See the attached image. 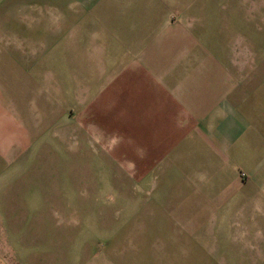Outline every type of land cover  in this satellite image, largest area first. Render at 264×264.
I'll return each instance as SVG.
<instances>
[{
  "label": "crops",
  "instance_id": "crops-1",
  "mask_svg": "<svg viewBox=\"0 0 264 264\" xmlns=\"http://www.w3.org/2000/svg\"><path fill=\"white\" fill-rule=\"evenodd\" d=\"M134 2L122 0L118 6L82 8L80 12L96 13L103 22L112 19L122 31L130 30L133 24H140V30H152L145 26L147 16L152 14L150 7L162 9L160 14L175 15L177 29L194 32L192 49L188 41L179 56V62L193 64L191 70L176 74L167 69L154 71L145 54L126 57L129 63L123 69L118 58L106 59L103 54L70 55L65 78L55 67V78L61 84L58 80L53 84L48 75L44 79L48 89H43L41 63L48 64V72L51 64L38 51L25 48L26 44L35 46V41L38 44L37 39L23 38L14 43L0 35L2 258L15 251L8 248L6 231L14 239L35 238L34 230L19 234L17 224L39 222V212L34 208H39L42 201L56 205V190H51V185L48 191L44 189L40 171L23 163L36 156L29 150L31 145L50 142L51 138L66 146L88 142L74 133V129H80V134H89L88 123L77 118L81 115L82 119L101 120L105 105L114 112L118 133L121 119L129 122L132 174L149 173L170 150L185 146L195 157L222 159L228 167H243L244 182L196 186L197 195L206 194L207 199L199 198L197 203L202 209L194 214V222L202 225L200 232H194L203 240V249L219 248L223 241L235 239L230 242L240 244L244 255L264 253V0H144L140 6ZM26 9L34 14L33 9L20 7L14 12L26 13ZM9 10L1 2L0 14L6 15ZM234 16L237 22H233ZM211 31L228 34L205 41L201 32ZM9 45L21 54H8ZM73 64L78 65L71 67ZM170 78L177 81L170 82ZM61 85L66 110L58 114L57 87ZM47 105L48 111L43 113ZM117 110L125 113L116 115ZM111 156L120 158L115 145ZM54 171L45 169L48 175ZM65 174H69L66 169ZM9 207L22 208L13 210L20 218L12 219ZM9 223H13L12 229ZM229 231L236 237L229 238ZM253 261L248 264H264V258L254 257ZM4 262L2 259L0 264Z\"/></svg>",
  "mask_w": 264,
  "mask_h": 264
},
{
  "label": "rangeland",
  "instance_id": "rangeland-1",
  "mask_svg": "<svg viewBox=\"0 0 264 264\" xmlns=\"http://www.w3.org/2000/svg\"><path fill=\"white\" fill-rule=\"evenodd\" d=\"M143 1L136 0L134 4L140 6ZM1 2L10 9L6 15L0 14L1 37L14 43L22 42L23 38L37 39L38 44L35 41V46L26 44L25 48L38 51L37 54L51 64L52 71L48 72V64L41 63L43 89H48L44 83L48 75L53 84L59 81L55 78V67L65 78L70 55L103 54L106 59L118 58L121 69L129 63L126 57L144 54L151 59L154 71L167 69L176 74L193 67L192 63L179 62V56L187 48L183 44L188 41L192 49L196 41L194 32L177 29L175 15L160 14L162 9L150 7L152 14L147 16L149 22L145 26L152 30H140V24H133L130 30L122 31L112 19L103 22L96 13L83 15L80 12L82 8L118 6L122 0ZM15 7L33 9L34 14L28 9L26 13L14 12ZM168 22L173 24L168 25ZM233 22H237V16ZM201 33L205 41L228 34L224 31ZM98 39L101 41L95 42ZM8 50L13 56L21 54L10 45ZM173 76L176 75L170 77ZM176 81L170 78V82ZM64 93V86H58V114L66 110ZM106 107L110 106L105 105L101 120L82 119L81 115L77 118L78 122L88 123L89 134H80V129H74V133L83 140L87 138L88 142L66 146L51 138L50 142L40 141L29 148L36 156L23 163L40 171L44 189L51 185V190H56V205L42 201L39 208H34L39 212V222L17 224L19 234L34 230L35 238L14 239L9 231L4 233L8 248L15 251L9 252L8 257L0 256V262L5 261L2 264H248L254 262V257L264 258V253L244 255L240 252V244L230 242L235 239H226L219 248L203 249L200 245L203 240L194 232H200L202 225L194 222V214L202 209L197 203L199 198L207 199L206 194L197 195L196 186L213 183L219 187L235 181L244 182L243 167H228L230 165L222 159L195 157L185 146V149L170 150L167 158L149 173L132 174L130 163L134 160L129 159V122L122 118L118 133L114 112ZM47 111L48 105L43 113ZM118 113L125 112L117 110L115 114ZM114 145L120 158L111 156ZM45 169L56 172L48 175ZM14 209L22 211V208L9 207L11 218H20L13 213ZM8 225L12 229L13 223ZM209 225L206 224L207 228ZM4 226L6 228V224ZM1 231L0 227V236ZM227 235L236 237L230 231Z\"/></svg>",
  "mask_w": 264,
  "mask_h": 264
}]
</instances>
